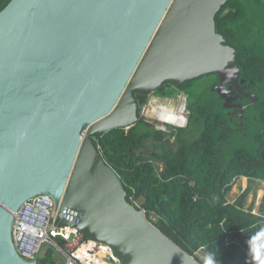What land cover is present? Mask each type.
Segmentation results:
<instances>
[{
  "label": "water",
  "instance_id": "1",
  "mask_svg": "<svg viewBox=\"0 0 264 264\" xmlns=\"http://www.w3.org/2000/svg\"><path fill=\"white\" fill-rule=\"evenodd\" d=\"M229 1L12 0L0 12V264H38L19 255L12 226L42 194L59 206L57 228L109 246L122 264H200L128 201L93 138L137 125L135 93L211 74L243 120L258 98L216 31ZM243 98L252 102L231 105Z\"/></svg>",
  "mask_w": 264,
  "mask_h": 264
},
{
  "label": "trees",
  "instance_id": "2",
  "mask_svg": "<svg viewBox=\"0 0 264 264\" xmlns=\"http://www.w3.org/2000/svg\"><path fill=\"white\" fill-rule=\"evenodd\" d=\"M11 1L0 0V12ZM215 21L217 33L236 50L241 87L258 98L243 120L233 117L213 91L220 80L211 74L179 88L165 82L153 94L187 98L188 125L176 134L177 151L169 143L163 146L165 133L141 115L150 96L137 93V125L129 131L112 130L93 141L121 178L128 201L144 210L147 219L180 248L191 256L211 253L216 264H253L247 258L246 241L264 228V211L256 215L254 205H247L252 185L264 183V1L230 0ZM200 80L208 84L199 86ZM251 102L238 101L244 106ZM149 141L161 145L156 147L160 152L147 149ZM241 178L252 184L231 203L228 197ZM56 241L65 246L60 238ZM256 243L264 244V238ZM53 252L49 247L42 263L56 264Z\"/></svg>",
  "mask_w": 264,
  "mask_h": 264
},
{
  "label": "built area",
  "instance_id": "3",
  "mask_svg": "<svg viewBox=\"0 0 264 264\" xmlns=\"http://www.w3.org/2000/svg\"><path fill=\"white\" fill-rule=\"evenodd\" d=\"M178 104L176 110L184 107L185 112L186 103L184 98H181ZM186 124L184 127L182 125L176 126L170 123H163V127L160 130L168 127L182 129L187 127ZM130 201L134 202V198L131 197ZM134 205L137 204L135 203ZM253 213L256 215L261 214L255 211ZM58 214L59 206L55 207L53 198L47 194L32 198L15 213L12 226L13 242L17 252L26 262H33L39 259L43 247L50 245L55 251L65 257L67 264H122V261L109 246L86 241V238L80 232L76 231L74 237H70L69 234L66 237L61 235L54 237L53 233L59 230L55 226ZM153 220L155 221L154 218H152ZM149 222L153 224L151 221ZM56 238L64 241L65 246L61 247ZM201 254L199 252L195 253L193 257L200 262L204 257Z\"/></svg>",
  "mask_w": 264,
  "mask_h": 264
},
{
  "label": "rangeland",
  "instance_id": "4",
  "mask_svg": "<svg viewBox=\"0 0 264 264\" xmlns=\"http://www.w3.org/2000/svg\"><path fill=\"white\" fill-rule=\"evenodd\" d=\"M247 9H251V7L248 6ZM207 84H208V80L198 81L199 86H204ZM149 96H150L149 101H148L147 105L143 108L141 115L144 117V119L147 122H149L150 124H154L156 126V128H158L160 130L163 127V123H161L157 119V117L155 116V114H154L155 109H158L163 104L168 105V106H172L176 109V107H178V105H179L178 104L179 100L181 98L183 99L184 96H180V98H179V96H177V97L172 98V99H163L160 97H156L155 95H149ZM170 101H172V102H170ZM184 116L186 119H188L187 111L184 112ZM165 129L161 130L165 133V138H166L163 146H168L167 143H169V145L172 146L174 151H177L178 145L176 143L175 137H176V134L178 133L179 129H173L172 127H168ZM171 135H175V136L174 137L172 136L170 139ZM146 146H147V149H149L151 152H154V151L160 152V149L156 150V147L161 148V145H157L156 143H154L152 141L147 142ZM145 158L147 159L150 157H149V155H145ZM156 165H157V168L159 171H163V164L161 162L157 161ZM251 184L252 183H250L248 179L238 180L236 182V184L234 185L232 192L230 193V195L228 197L229 200L232 202L236 201L238 199V197L242 194L243 190L248 188V186H251ZM250 204L254 205L253 210L256 213H259L262 210L264 211V183L258 182L257 184L252 185V192L249 195L248 202H247V205H250ZM68 234L70 235V237H74V235H76V231L67 230V229H59L57 232L53 233V236L57 237L58 235H61L63 237H66ZM49 247L53 248L50 245H45L43 247L42 252L40 254L38 264H44V263H42V261L45 258V255L47 254ZM204 254L207 255L206 253H202L201 255L205 256ZM52 256H53V260L56 262V264H67V260L65 259V257L62 254H59L57 251H55V249H54V252L52 253Z\"/></svg>",
  "mask_w": 264,
  "mask_h": 264
},
{
  "label": "clouds",
  "instance_id": "5",
  "mask_svg": "<svg viewBox=\"0 0 264 264\" xmlns=\"http://www.w3.org/2000/svg\"><path fill=\"white\" fill-rule=\"evenodd\" d=\"M260 238H264V228H261L254 236L249 237L246 241L247 258L250 257L253 264H264V244L258 245L256 243V241ZM183 264H184V255H183ZM193 264H195V262H193ZM200 264H216V258L213 254L209 253L202 258Z\"/></svg>",
  "mask_w": 264,
  "mask_h": 264
},
{
  "label": "bare ground",
  "instance_id": "6",
  "mask_svg": "<svg viewBox=\"0 0 264 264\" xmlns=\"http://www.w3.org/2000/svg\"><path fill=\"white\" fill-rule=\"evenodd\" d=\"M183 112L184 107L180 108V110H176L172 106L163 104L158 109H155L154 114L161 123L184 126L186 124V118Z\"/></svg>",
  "mask_w": 264,
  "mask_h": 264
},
{
  "label": "flooded vegetation",
  "instance_id": "7",
  "mask_svg": "<svg viewBox=\"0 0 264 264\" xmlns=\"http://www.w3.org/2000/svg\"><path fill=\"white\" fill-rule=\"evenodd\" d=\"M152 95H153V94H152ZM237 95H238V93H237ZM239 100H241V99H238V100L232 102L231 105L240 104V103H238ZM227 109H228L229 113H230L233 117L237 118L236 115L239 114V110H238V109H235V108H227Z\"/></svg>",
  "mask_w": 264,
  "mask_h": 264
},
{
  "label": "crops",
  "instance_id": "8",
  "mask_svg": "<svg viewBox=\"0 0 264 264\" xmlns=\"http://www.w3.org/2000/svg\"><path fill=\"white\" fill-rule=\"evenodd\" d=\"M241 179H247V178H241ZM249 182H250V181H249ZM258 182H259V181H257V182L254 183V184H257ZM248 187H249V186H248ZM246 189H247V188H246ZM246 189H245V190H246ZM242 190H243V189H242ZM245 190H243V192H244ZM231 192H232V191H231ZM243 192H242V193H243ZM231 202H232V201H231ZM234 202H235V201H233V203H234ZM250 205H252V204H250ZM259 213H261V212H259Z\"/></svg>",
  "mask_w": 264,
  "mask_h": 264
}]
</instances>
